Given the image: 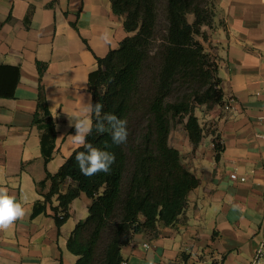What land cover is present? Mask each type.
<instances>
[{
  "label": "crops",
  "instance_id": "obj_1",
  "mask_svg": "<svg viewBox=\"0 0 264 264\" xmlns=\"http://www.w3.org/2000/svg\"><path fill=\"white\" fill-rule=\"evenodd\" d=\"M215 1L224 103L198 116L207 133L198 145L185 132L182 145L173 146L200 185L173 226L161 223L156 236L139 233L122 248L123 264H250L264 239V0ZM127 36L111 0H0V66L20 70L14 97H0V185L27 212L0 231V264L76 262L67 242L88 216L90 199H75L60 227L52 210L57 197L34 212L49 191L48 174L79 147L69 138L75 128L68 114L92 120L83 112L92 102L89 74ZM0 80L9 87L12 70L5 68ZM40 85L57 131L48 163L34 124Z\"/></svg>",
  "mask_w": 264,
  "mask_h": 264
},
{
  "label": "trees",
  "instance_id": "obj_2",
  "mask_svg": "<svg viewBox=\"0 0 264 264\" xmlns=\"http://www.w3.org/2000/svg\"><path fill=\"white\" fill-rule=\"evenodd\" d=\"M111 4L115 14L124 16L128 36L98 59L97 69L89 74V90L93 104L99 101L104 112L127 120V144L112 145L109 133L93 130L88 141L102 149L111 145L107 150L115 154L111 173L82 175L75 161V154L84 150L79 146L56 174H48L49 191L34 212L43 213L57 197L58 206L52 210L60 227L70 218L75 199L81 194L90 199L88 216L75 225L67 242L77 257L74 264H123L121 250L137 234L156 236L161 223L169 227L177 222L200 180L170 145L171 132L184 123L190 142L198 145L206 132L196 107L211 110L224 103L218 64L197 38L208 39L204 29L214 25L215 0H111ZM5 68L12 70L14 80L9 87L0 80V97L13 98L20 70L0 66V76ZM43 69L39 66L40 74ZM34 124L48 163L57 131L42 85ZM214 146L221 153L218 137Z\"/></svg>",
  "mask_w": 264,
  "mask_h": 264
},
{
  "label": "clouds",
  "instance_id": "obj_3",
  "mask_svg": "<svg viewBox=\"0 0 264 264\" xmlns=\"http://www.w3.org/2000/svg\"><path fill=\"white\" fill-rule=\"evenodd\" d=\"M103 104L97 101L86 104L83 112L95 116V121L87 115H69V126L75 128V134L69 135L72 143L81 146L84 150L75 154V161L82 175L92 177L101 172L111 173L115 163V154L108 151L111 145L105 144L99 148L88 141V136L95 130L98 134L109 133L112 145L127 144L129 131L127 120L111 112L103 111ZM27 214L24 204L11 194L7 187L0 185V231L11 228L18 220ZM264 264V261L261 262Z\"/></svg>",
  "mask_w": 264,
  "mask_h": 264
},
{
  "label": "rangeland",
  "instance_id": "obj_4",
  "mask_svg": "<svg viewBox=\"0 0 264 264\" xmlns=\"http://www.w3.org/2000/svg\"><path fill=\"white\" fill-rule=\"evenodd\" d=\"M193 19H194L193 16L189 17V20L191 22L193 21ZM220 24L221 23L217 20L216 15H215V22H214L213 27L212 28L207 27L204 29L205 32H207L208 34V39L203 40V38L197 37L198 40H200L204 44L205 53L209 54L211 56V59L217 62L218 67H219V59L217 55L218 54V45H217L218 42L215 40V36H216V31L219 28ZM207 111H210V110H207L205 106H197L195 109V114L197 117L198 116L200 117L202 113L205 114ZM185 132L186 131L184 129V123H178L177 125H175L170 135L171 146H176L178 144L181 146L183 142V137L186 136Z\"/></svg>",
  "mask_w": 264,
  "mask_h": 264
},
{
  "label": "built area",
  "instance_id": "obj_5",
  "mask_svg": "<svg viewBox=\"0 0 264 264\" xmlns=\"http://www.w3.org/2000/svg\"><path fill=\"white\" fill-rule=\"evenodd\" d=\"M259 138L264 142V133L259 135ZM231 179L233 180H240V181H245V177H239L236 174L231 175ZM147 246V245H146ZM264 261V239L261 242L254 258L252 259L250 264H261V262Z\"/></svg>",
  "mask_w": 264,
  "mask_h": 264
}]
</instances>
